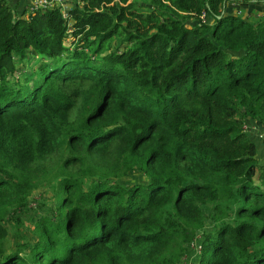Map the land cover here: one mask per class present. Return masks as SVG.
<instances>
[{
    "label": "trees",
    "instance_id": "16d2710c",
    "mask_svg": "<svg viewBox=\"0 0 264 264\" xmlns=\"http://www.w3.org/2000/svg\"><path fill=\"white\" fill-rule=\"evenodd\" d=\"M77 1L0 0V264H181L198 234L197 264H264V20L227 11L264 0Z\"/></svg>",
    "mask_w": 264,
    "mask_h": 264
},
{
    "label": "rangeland",
    "instance_id": "374dc122",
    "mask_svg": "<svg viewBox=\"0 0 264 264\" xmlns=\"http://www.w3.org/2000/svg\"><path fill=\"white\" fill-rule=\"evenodd\" d=\"M227 8L231 10L232 13H236L237 15L243 16L244 18H249L252 22L264 20V2L244 3L240 1H234L233 3L230 2V5ZM29 58L33 59L31 56H28L27 59L23 60V64H16L15 73L20 77V79H22L24 75L30 76L34 74L31 67L38 62L39 58H35L32 61L28 60ZM246 128L249 131V136L253 141H255L258 162L264 165V142L263 137L260 136V133L264 134V128L256 122L246 123ZM118 181L121 184L127 186L135 182H143L144 177L140 171L132 170L126 177L120 178ZM54 191L53 185L50 187H40L39 189L35 190L29 198L27 206L16 215L22 220V227L20 228L26 231V239L30 242L35 239V236L27 230L30 224L31 228L33 226L31 220L43 213H47L48 215H52L54 213ZM209 210L210 209H206V215L209 214ZM14 217H8L3 222V225L8 230V239L10 241V245H13V243L16 242L14 235L16 233L17 226ZM226 220L233 221L232 217L226 218ZM211 229H213L212 218L207 216L206 230L209 231ZM200 240L201 235L198 234L197 237H195L190 243V246L187 249L181 264L198 263L200 257Z\"/></svg>",
    "mask_w": 264,
    "mask_h": 264
},
{
    "label": "crops",
    "instance_id": "0c3cea01",
    "mask_svg": "<svg viewBox=\"0 0 264 264\" xmlns=\"http://www.w3.org/2000/svg\"><path fill=\"white\" fill-rule=\"evenodd\" d=\"M7 1L19 13H21L23 11H26L27 6L29 4V0H7ZM77 3H78L77 0H60L59 2H55V4H53V5L54 6H59L62 12H67L70 8L76 6ZM229 5H230V3H228V6ZM227 11L231 12V10H229L228 8H227ZM241 17H243V16H241ZM246 19H248L250 21L249 18H246ZM250 22L251 23H255V22H252V21H250ZM256 22H258V21H256ZM260 136H263V134L260 133Z\"/></svg>",
    "mask_w": 264,
    "mask_h": 264
},
{
    "label": "built area",
    "instance_id": "2783aa9c",
    "mask_svg": "<svg viewBox=\"0 0 264 264\" xmlns=\"http://www.w3.org/2000/svg\"><path fill=\"white\" fill-rule=\"evenodd\" d=\"M60 0H29V4L27 6L26 12L31 13L35 12L38 9H44L48 7L54 6L55 2H59ZM64 17H68L67 12H62ZM204 14L201 15V18L204 19ZM200 248V245H199Z\"/></svg>",
    "mask_w": 264,
    "mask_h": 264
}]
</instances>
